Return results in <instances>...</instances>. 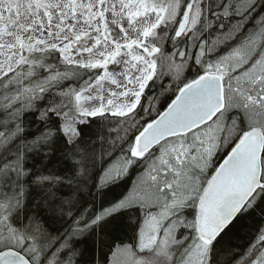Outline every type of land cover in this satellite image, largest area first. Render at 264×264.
Returning a JSON list of instances; mask_svg holds the SVG:
<instances>
[{"label": "snow or ice", "instance_id": "6c2138e0", "mask_svg": "<svg viewBox=\"0 0 264 264\" xmlns=\"http://www.w3.org/2000/svg\"><path fill=\"white\" fill-rule=\"evenodd\" d=\"M90 118L99 149L80 143ZM61 141L82 185L90 164L97 189L142 170L73 213L30 166ZM131 209L111 264H264V0H0V264H80V238ZM248 217L243 251L221 252Z\"/></svg>", "mask_w": 264, "mask_h": 264}, {"label": "trees", "instance_id": "16d2710c", "mask_svg": "<svg viewBox=\"0 0 264 264\" xmlns=\"http://www.w3.org/2000/svg\"><path fill=\"white\" fill-rule=\"evenodd\" d=\"M163 50L166 54L170 52L172 50L171 43H164ZM221 51H223V48ZM177 62H179L178 58ZM158 65V71H167V60L158 61ZM170 81L171 77L164 75L159 80H156L155 85L149 82V89H146V94L159 95L164 86L169 84ZM169 95H171L170 92H165L163 96H160L161 102ZM36 116L37 114L35 113L31 114L28 119L34 127L39 124V128L42 129L43 124L37 121ZM99 123V118H95V120L90 118V123L77 125L81 132L80 143L82 146L99 149V141H96L95 144L92 143L96 140ZM69 151L70 148L65 146L63 141H61L52 153L44 158L42 163L41 159L37 157L34 161H30V166H35L37 171L43 172L45 175L60 178V182L54 186V190L58 198H75L76 205L72 209L73 213H76L82 207H87L89 210H99L101 206L109 207L116 198L131 188L132 182L136 179L139 171L142 170L141 168L133 167L129 170L127 176L115 184H109L103 189H97L95 187L98 183L97 173L100 171L102 165L100 163L90 164L87 183L86 185H82L81 178L77 175V167L68 156ZM110 159L112 158L106 157L105 164ZM69 181H72V183H69ZM37 194L33 193L34 196ZM138 215H142V213H138L135 209L115 213L100 226L95 227L92 231L87 232L81 237L78 243V247L82 253L80 264H111L112 252L115 251V246L121 244V241L132 243L133 237L136 234L135 229ZM256 223V218L252 217L238 222L220 241L218 245L220 251L224 252L230 248H239L240 251H243L251 236V230L255 227Z\"/></svg>", "mask_w": 264, "mask_h": 264}, {"label": "rangeland", "instance_id": "374dc122", "mask_svg": "<svg viewBox=\"0 0 264 264\" xmlns=\"http://www.w3.org/2000/svg\"><path fill=\"white\" fill-rule=\"evenodd\" d=\"M112 66H110V70H111Z\"/></svg>", "mask_w": 264, "mask_h": 264}]
</instances>
